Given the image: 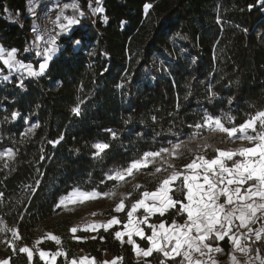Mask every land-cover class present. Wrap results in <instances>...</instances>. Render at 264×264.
Segmentation results:
<instances>
[{
    "label": "trees",
    "instance_id": "1",
    "mask_svg": "<svg viewBox=\"0 0 264 264\" xmlns=\"http://www.w3.org/2000/svg\"><path fill=\"white\" fill-rule=\"evenodd\" d=\"M29 1L0 0V46L17 49L23 62L36 64ZM76 1L83 15L75 13L78 25L58 38V54L46 71L23 79V87L14 76L0 83V153H15L13 159L0 157V258H9V264H44L36 257L29 262L19 248L47 229L60 234L68 259L86 250L98 264L104 254L120 256V264H137L131 246L114 239L120 226L100 229L95 240L72 241L66 233L71 220L56 208L60 199L74 189L108 192L116 183L106 179L110 170L176 143L184 142L179 158L163 160L177 169L200 152L212 158L214 149L225 148L231 138L197 130V123L207 115L221 119L225 127H239L264 111L260 0H101L104 11L95 17L86 11L87 0ZM146 4L152 5L147 12ZM75 40L81 41L77 47ZM77 107L79 115L72 111ZM13 112L19 113L16 119ZM255 127L264 130L259 123ZM97 142L110 148L93 158ZM165 176L140 180L142 187L125 200L122 223L140 193L156 190ZM180 186L178 180L174 189ZM170 195L183 198L180 190ZM173 218L178 223L184 219L172 210L150 221L170 223ZM220 245L224 251L217 257L223 259L229 247L226 240ZM254 246L264 258V246ZM40 248L57 250L48 241ZM161 258L154 253L147 259L159 264Z\"/></svg>",
    "mask_w": 264,
    "mask_h": 264
},
{
    "label": "snow or ice",
    "instance_id": "2",
    "mask_svg": "<svg viewBox=\"0 0 264 264\" xmlns=\"http://www.w3.org/2000/svg\"><path fill=\"white\" fill-rule=\"evenodd\" d=\"M97 2L99 3V0ZM260 3L261 6H264V0H260ZM70 6L74 9L77 8L74 4ZM65 7H69V5H65ZM151 7V4H146L145 12ZM103 11V8L100 7L94 10V12ZM65 19L67 20L66 24H59L60 16H57L56 21H53L54 24H59L61 32H68L73 25L79 23L76 18ZM104 22H107L106 16ZM80 43V40H75V44L79 45ZM49 44L50 46L45 49L43 54L36 53L45 58L44 63L39 65L38 72L33 70L31 64H24L16 58L17 49L6 51L3 46H0V62L6 66L9 74L14 70L22 73L19 87H23L24 72L29 77H36L44 73L47 62L55 51V37L51 38ZM27 51L28 49H25V52ZM0 71L3 70L0 69ZM3 79L7 81L9 76L5 75ZM72 111L76 115L80 114L78 107ZM18 115L19 113L13 112L12 119H16ZM228 119L229 121L233 120L231 117ZM257 121H259L261 129H264V111L258 112L239 127L232 128L225 127L221 119H213L206 115L201 123L195 125L197 130L207 128L211 132L226 133L227 137L246 140L251 146L235 150L214 149L217 155L211 159L196 154L189 163L180 169L161 159L160 165L155 167L150 175L155 176L161 171H167L168 168L172 169L171 174L158 180L155 191L144 190L140 193V198L133 201L126 212L127 222L123 223V230H116L113 233L115 240L121 244L127 243L132 246L137 257V264H141V258H143L142 264H151L147 258L152 257L154 253L162 257L159 259V264H167L169 260L174 261L175 264H220V261L214 258L211 253H223V248L215 242L224 241L226 237L232 245L231 252L239 251L247 255L252 249L241 244V240L234 234V228L237 231L247 229L245 239L254 233L256 242L264 240V227L259 229L250 227L258 220L264 219V130L257 131L255 127ZM33 127H38V125ZM247 129H251L254 134H248ZM32 130V128L28 129L29 132ZM238 132L241 133L240 136L236 135ZM193 135H199V131ZM111 136L112 139H115L116 133L111 132ZM56 143L59 141L53 142V144ZM183 143H176L171 148H161L155 152H146L142 157L131 161L126 167L110 170L106 179L116 183L108 192L74 190L67 197L61 198L56 208H67L68 204L83 203L86 200H94L102 196L114 197L116 187L122 182H127L129 177L135 178V175L142 169H147L150 164L155 163L157 158H162V154H168L173 159L179 158V150ZM92 147L95 149L93 158H100L110 148V144L97 142ZM5 155L8 159H13L15 153L12 149H7L5 153H0V157ZM234 157H240V159H233ZM229 161L231 164L228 163ZM165 164H167V168L164 167ZM178 180L181 186L179 189H174L175 182ZM141 187L142 185L137 184L132 191L122 195L112 211L116 213L124 211L125 200L130 199L132 193L137 192ZM184 189L186 192L183 191ZM174 190H180L183 198L177 200L169 195ZM139 209H143L142 218L134 216ZM172 210L175 211L176 216L186 217L182 223H178L175 218L170 223L166 219H160L158 223L150 221L153 215L158 214L163 218ZM92 215H96V213H92ZM235 221L239 223L235 224ZM121 223L117 217L113 216L106 223L89 224L83 231H96L102 228L104 232H108L113 225ZM141 225H145L150 230V235ZM70 231L75 234L78 229L73 227ZM12 235L18 238L17 232L13 231ZM134 236L147 241L146 246L141 247L133 239ZM124 237H127V240ZM48 238L57 244L60 243V239L55 235H49ZM96 238V236H91L78 239L95 240ZM99 238L103 242L104 237L100 236ZM39 242L37 240L36 243ZM19 251L27 254L29 262L33 260L32 249L21 247ZM256 251L258 253L259 249ZM48 255L47 252L39 251L41 260H45ZM62 255H66V253L56 252L52 255L51 261H46V264H55L56 257ZM257 259L260 260V264H264V259H261L259 255H257ZM230 261L231 264H250V261H240L231 253ZM0 264H8V261H0ZM71 264H77L76 260L73 259ZM80 264H96V262L94 258L89 261L85 257L80 260ZM99 264H116V261H102Z\"/></svg>",
    "mask_w": 264,
    "mask_h": 264
},
{
    "label": "rangeland",
    "instance_id": "3",
    "mask_svg": "<svg viewBox=\"0 0 264 264\" xmlns=\"http://www.w3.org/2000/svg\"><path fill=\"white\" fill-rule=\"evenodd\" d=\"M29 4H30L29 11L31 13V17L35 18V19H36V15H37V13H36L37 9H40L44 5H46V7L52 11L53 20L51 21V24H52V27L54 28V37H55L56 42L61 35L66 33V32H61L59 24H66L67 20L65 18H75V16H74L75 13H77V15H81V12L79 10V5H78V2L76 0H30ZM73 4L76 5L77 8L74 9L73 7L70 6ZM65 5H69V7H65ZM97 7H101V0H99V3L97 2V0H87L86 11L88 12L89 15H91L93 17L99 15V12H94V10ZM57 16H60L59 24H54L53 21H56ZM34 23H35L34 20H32L31 24L33 26H34ZM76 25H78V24H76ZM76 25H73L72 27H74ZM261 39H262V42L264 43V35H262ZM77 46L78 45L76 44V47ZM55 48H56V46H55ZM33 52H34V47H33ZM16 58L19 61L23 62L18 57V55ZM44 60H45V58L43 55L38 56V59L35 60V62H37V63L36 64L32 63L33 70L38 72L39 71V62L44 61ZM0 69L3 70V71H0V83L6 82L3 79V76H5V75L9 76L8 80H10L11 77H13V76L21 79V76H22L21 72L14 70L11 72V74H9V70L6 68V66H4L2 64V62H0ZM27 77H29V76H27L26 72H24L22 78L25 79ZM257 123H259V121H257ZM224 134H226V133H224ZM236 135L237 136L241 135V133L238 132ZM5 152H6V150L2 153H5ZM201 153L202 152H200L199 155H203ZM166 156L169 157L168 154H162V158H157L155 163L150 164L147 169H142L139 173H137L135 175V178H131V177L127 178V182H122L118 186L119 189L117 188V190H115L116 195L114 197H111V196L110 197H103L102 196V197L94 199V200H86L83 203L68 204L67 208L61 207L60 208L61 209L60 215L64 216V217H68L71 220V225L67 229V234L69 236H71L72 241L78 242V241H85L86 240V239H78V238H82V237L76 236L77 233L80 232L79 231L80 229L82 230L83 228L87 227L89 224H96L99 221H106L107 219L110 218V216H117L118 214L115 213L114 211H112V209L115 207V205L117 203V200L120 199L122 197V195L127 194L130 191H132V189L135 185L140 184L141 183L140 180L143 177L150 175V173L152 172V171H149L150 167L159 166L161 163V159H164ZM3 158L8 159L6 155L3 156ZM160 173H162L163 175H167V176L171 174V172L169 170L161 171ZM74 190H76V189H74ZM74 190H72L71 192H73ZM71 192H69L68 195ZM133 193H132V195H133ZM68 195H66L65 197H67ZM92 213H96V215H92ZM121 213L118 215L119 220L121 217L120 216ZM73 227H77V229H78V231L75 234H73L70 231V229ZM39 235H41V236L35 237L34 240L55 242V241L48 238L49 235H55L60 239V243L58 245L59 246L61 245L60 235H58L56 232H54L52 230L47 229ZM91 236H95V232H92V234H89L86 237H91Z\"/></svg>",
    "mask_w": 264,
    "mask_h": 264
},
{
    "label": "crops",
    "instance_id": "4",
    "mask_svg": "<svg viewBox=\"0 0 264 264\" xmlns=\"http://www.w3.org/2000/svg\"><path fill=\"white\" fill-rule=\"evenodd\" d=\"M101 8V7H100ZM29 13H30V11H29ZM99 14H101L102 15V12H99ZM33 20H34V26H32V28L33 27H35L36 26V19L35 18H33ZM75 27V26H74ZM74 27H72L68 32H66L65 34L67 35V34H69L73 29H74ZM7 51V50H6ZM58 51H59V46L57 45L56 46V48H55V51L52 53V57H51V59L50 60H48V62H47V67H48V64L50 63V61L58 54ZM41 63H44V61H40L39 62V65L41 64ZM47 69V68H46ZM46 69H45V71H46ZM44 71V72H45ZM40 76V75H39ZM38 77V76H37ZM247 132H250V131H252L251 129H247L246 130ZM238 136H240V135H238ZM246 146H251V145H249V143H248V141H246V140H240V139H237V138H231V140L229 141V143L227 144V146L225 147V148H220V150H235V149H238V148H240V147H246ZM200 154V153H199ZM201 154H203V156H205V158H207V159H211V158H208L204 153H201ZM217 155V153L215 152V155L212 157V158H214L215 156ZM233 159H240V157H234ZM229 164H231V161H229L228 162ZM177 182V181H176ZM175 182V183H176ZM202 182V181H201ZM155 191V190H154ZM184 191L186 192V189H184ZM169 195H170V193H169ZM222 200H223V198H221ZM185 203L187 202V201H184ZM123 212V211H122ZM116 213V212H115ZM121 213V212H120ZM120 213H117L118 215L120 214ZM143 209H139L138 211H137V213H135L134 214V216L135 217H137V218H142V216H143ZM115 216V217H117L118 219H119V216ZM259 215V214H258ZM155 216H159L158 214H156V215H153L151 218H150V220L153 218V217H155ZM113 216H110V218L109 219H111ZM184 218H186V217H184ZM109 219H107L106 221H99L98 223H106ZM127 222V217H126V214H125V219H124V222L123 223H126ZM98 223H96V224H98ZM123 223H121V224H117V225H113L111 228H113V227H115V226H120V229L119 230H123ZM239 222L238 221H235V224H238ZM167 226V225H166ZM141 227H144L145 228V230L146 231H148V234L150 235V230H148L147 228H146V226L145 225H141ZM250 227L251 228H253V229H259V228H261V227H264V219H261V220H258L255 224H252V225H250ZM69 228V227H68ZM67 228V229H68ZM84 229V228H83ZM83 229L81 230H79L81 233H86L87 235H89V234H92V232H95V234L97 233V231H99L100 229H98V230H96V231H89V232H85V231H83ZM102 229V228H101ZM55 232V231H54ZM57 233V232H56ZM66 233H67V230H66ZM58 234V233H57ZM234 234H236L237 235V237L241 240V244L243 245V246H246V247H249V248H251L252 249V251H250L247 255H244V254H242L241 252H239V251H235V252H231V249H232V245L230 244V242L228 241V239H227V237L225 238V240L227 241V244H228V247H229V250H228V253L226 254V256L223 258V259H219L218 257H217V254L218 253H211V255L214 257V258H216L217 260H219L220 261V264H231V261H230V253L231 254H234L236 257H237V259L238 260H240V261H250V264H260V260L259 259H257V255H259V257L261 258V259H264L262 256H261V254H260V252H258L257 253V251H256V249H258L257 247H255L254 245L256 244V243H259V242H256V240H255V234L253 233L252 235H250V236H248V238L247 239H245L244 237H245V235H247V229H239V231H237L235 228H234ZM58 235H60V234H58ZM124 239L125 240H127V237H124ZM133 239L134 240H141L139 237H133ZM40 242L39 243H36L37 241L36 240H34V238L31 240V242L28 244V245H25L24 247H28V248H30V249H32L33 250V259L36 257L39 261H41V262H43L44 264H46V261H51V259H52V255L53 254H55L56 252H58V251H60V252H64V253H66L62 248H61V245L59 246L57 243H55V242H51V243H53L56 247H57V250H55L54 252H50V251H48V250H42L41 248H40V246H41V244L43 243V241H41V240H39ZM147 242V241H146ZM222 241H219V242H215L218 246H220L221 247V245H220V243H221ZM210 243H211V241H210ZM263 246H264V240H262L261 242H260ZM131 246V245H130ZM131 249H132V246H131ZM39 251H44V252H47V253H49V255L45 258V260H41L40 259V257H39ZM26 254V253H25ZM132 254H133V258H134V260L135 261H137V257L135 256V253L133 252V250H132ZM196 255H198V254H196ZM26 256H27V254H26ZM85 257H87V259L89 260V261H91V260H93V258L94 257H91V256H89L88 255V252L86 251V250H81L80 252H79V255H78V258L77 259H75L76 260V262H77V264H80V260L81 259H83V258H85ZM206 259V258H205ZM5 260H7L8 261V264H9V258H0V261H5ZM60 260V261H59ZM73 259H68L67 257H66V255H62V256H58V257H56V260H55V264H71V261H72ZM94 260H95V262H96V264H98L97 263V260L94 258ZM113 260H115L116 261V264H120V261H121V258H120V256H113V255H109V254H104L102 257H101V259H100V262H102V261H109V262H111V261H113ZM141 261H143V258H141Z\"/></svg>",
    "mask_w": 264,
    "mask_h": 264
},
{
    "label": "built area",
    "instance_id": "5",
    "mask_svg": "<svg viewBox=\"0 0 264 264\" xmlns=\"http://www.w3.org/2000/svg\"><path fill=\"white\" fill-rule=\"evenodd\" d=\"M36 26L29 31L30 44L34 47V59H38L37 52L44 53L50 44L49 41L54 37V28L51 21L53 20V13L46 5L42 6L36 11ZM31 14V13H30ZM56 46V41H55ZM54 46V47H55ZM24 64H31L32 62H23Z\"/></svg>",
    "mask_w": 264,
    "mask_h": 264
}]
</instances>
